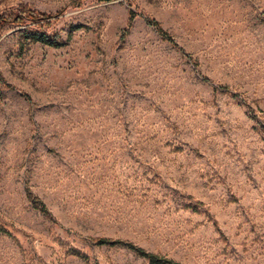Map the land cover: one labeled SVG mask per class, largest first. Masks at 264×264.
<instances>
[{
  "label": "rangeland",
  "instance_id": "374dc122",
  "mask_svg": "<svg viewBox=\"0 0 264 264\" xmlns=\"http://www.w3.org/2000/svg\"><path fill=\"white\" fill-rule=\"evenodd\" d=\"M20 4L61 13L0 26V264H264V0Z\"/></svg>",
  "mask_w": 264,
  "mask_h": 264
},
{
  "label": "trees",
  "instance_id": "16d2710c",
  "mask_svg": "<svg viewBox=\"0 0 264 264\" xmlns=\"http://www.w3.org/2000/svg\"><path fill=\"white\" fill-rule=\"evenodd\" d=\"M61 12L55 11V12H46L39 10L34 7H30L27 4H20L14 11L0 15V26L6 23H11L15 25H20V26H33V25H42L45 23H48L51 21L52 18L56 17L59 15ZM135 17V14L133 11H130L129 14V20L131 21ZM147 23L155 27V29L160 33V35L172 43L174 46H178L176 42L174 41L173 37L164 31L159 23L154 20L147 18L146 19ZM32 41H37L42 44H47V45H53V46H58L60 43L57 40H51L45 33H34L30 36ZM219 88H223L227 90L228 88L226 86H220ZM28 200L32 204V206L40 211L42 214L46 216H51L50 210L46 206V204L39 199L31 190L27 189L26 190ZM1 231H4L3 228L0 227ZM94 241L99 244V245H122L127 247L130 250H133L137 255L144 257L147 261L148 264H180L179 262L175 261L172 258L150 252L145 250L144 248L134 244L131 241H124L121 239H111L108 237H97L94 238ZM74 255L77 257L82 258L83 260L87 261L88 257L87 255L79 252V251H73Z\"/></svg>",
  "mask_w": 264,
  "mask_h": 264
}]
</instances>
